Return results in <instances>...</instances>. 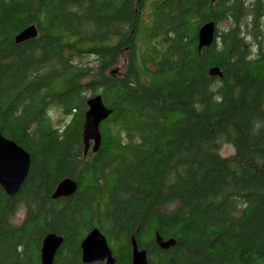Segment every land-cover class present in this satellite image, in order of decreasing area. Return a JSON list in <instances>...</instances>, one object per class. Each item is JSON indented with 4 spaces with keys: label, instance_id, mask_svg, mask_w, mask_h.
Masks as SVG:
<instances>
[{
    "label": "trees",
    "instance_id": "trees-1",
    "mask_svg": "<svg viewBox=\"0 0 264 264\" xmlns=\"http://www.w3.org/2000/svg\"><path fill=\"white\" fill-rule=\"evenodd\" d=\"M245 1L0 0V130L31 159L16 195L0 186V264H41L51 232L53 264H104L81 259L93 227L116 264H132V236L149 264H264V53L246 36L260 43L262 5L248 22ZM208 21L216 38L199 49ZM95 94L112 113L84 154ZM67 177L76 192L53 199Z\"/></svg>",
    "mask_w": 264,
    "mask_h": 264
},
{
    "label": "water",
    "instance_id": "water-1",
    "mask_svg": "<svg viewBox=\"0 0 264 264\" xmlns=\"http://www.w3.org/2000/svg\"><path fill=\"white\" fill-rule=\"evenodd\" d=\"M216 1V0H212ZM217 24L214 21L204 23L198 30V48L202 49L212 44L216 35ZM38 28L35 24L25 28L16 36L18 42L35 38ZM210 75L222 76L218 67L210 69ZM88 106L85 113L83 126V143L85 152L92 147L97 152L101 146L100 124L109 117L112 111L105 105L100 94L93 95L86 100ZM93 142V145H91ZM31 165L30 154L22 146L12 139L5 137L0 130V186L8 196L16 195L28 177ZM78 184L72 178H65L52 194L53 199L72 196L77 190ZM64 238L56 233H48L41 247L42 264H52L62 246ZM158 244L164 248L175 245V241L163 242L157 239ZM133 247L132 264H147V251L140 250L134 236L131 237ZM82 262L93 263L104 261L105 264H116L117 259L108 240L99 228H93L81 242Z\"/></svg>",
    "mask_w": 264,
    "mask_h": 264
},
{
    "label": "flooded vegetation",
    "instance_id": "flooded-vegetation-1",
    "mask_svg": "<svg viewBox=\"0 0 264 264\" xmlns=\"http://www.w3.org/2000/svg\"><path fill=\"white\" fill-rule=\"evenodd\" d=\"M256 2H259L262 7L261 10L258 14V20H259V24H260V43L257 42V40H255V34L254 32H252V29L246 32V36L248 39V43L251 49V56L253 58L255 57H259V54L264 53V0H246L245 1V7L247 9L246 11V19L248 22H252L255 18V12L251 9L252 5H254ZM91 149V148H90ZM104 263V262H101ZM105 264V263H104Z\"/></svg>",
    "mask_w": 264,
    "mask_h": 264
},
{
    "label": "rangeland",
    "instance_id": "rangeland-1",
    "mask_svg": "<svg viewBox=\"0 0 264 264\" xmlns=\"http://www.w3.org/2000/svg\"><path fill=\"white\" fill-rule=\"evenodd\" d=\"M221 24H222V27H226L227 26L226 22H222ZM88 97H90V95ZM49 115L52 118V121L54 122V125H58V120L60 118V112L58 110L50 111ZM220 151H221L222 155L229 156V155L234 154L235 148L231 144L223 143L222 146H221ZM25 214H26V209H25V207L22 206L17 211V213L14 215L15 223L18 224V223L22 222L24 217H25Z\"/></svg>",
    "mask_w": 264,
    "mask_h": 264
},
{
    "label": "bare ground",
    "instance_id": "bare-ground-1",
    "mask_svg": "<svg viewBox=\"0 0 264 264\" xmlns=\"http://www.w3.org/2000/svg\"><path fill=\"white\" fill-rule=\"evenodd\" d=\"M31 25H32V24H31ZM29 26H30V25H29ZM29 26H27V27H29ZM27 27H26V28H27ZM36 27H37V26H36ZM24 29H25V28H24ZM24 29H23V30H24ZM23 30H22V31H23ZM22 31H20L17 35H19ZM17 35H16V36H17ZM215 38H216V35H215ZM15 40H16V37H15ZM16 42H18V41L16 40ZM218 68H219V67H218ZM219 70H220V68H219ZM220 71H221V70H220ZM221 72H222V71H221ZM95 95H97V94H95ZM92 96H93V95H92ZM90 97H91V96H90ZM109 109H110V108H109ZM110 110L112 111V109H110ZM85 113H86V112H85ZM99 130H100V126H99ZM100 133H101V132H100ZM101 139H102V136H101ZM91 145H93V142H91ZM90 148H91V149H90ZM89 150H91L92 152H95V151L93 150L92 147H89L88 150H87L86 152H85V148H84V154H87V152H88ZM67 178H68V177H67ZM64 179H65V178H64ZM64 179H63V180H64ZM63 180H62V181H63ZM62 181H60L59 184H60ZM59 184H58V185H59ZM58 185H57V187H58ZM57 187H56V188H57ZM56 188H55V189H56ZM62 197H65V196H62ZM59 198H60V197H59ZM93 228H98V227H93ZM93 228H92V229H93ZM92 229H91V230H92ZM91 230H90V231H91ZM100 231H101V230H100ZM101 232H102V231H101ZM103 235H104V234H103ZM45 236H46V235H45ZM104 236H105V235H104ZM105 237H106V236H105ZM155 238H156V242H157V239H158V238H161V240H162L164 243L167 242V241H170V240H173V241H175V243H176V240H175L174 238L164 239V238H163L158 232L156 233ZM44 239H45V237H44L43 240H42L41 247H42V245H43V241H44ZM106 239H107V238H106ZM135 239H136V238H135ZM136 242H137V240H136ZM157 244H158V242H157ZM158 245H159L161 248H163V249H167V248H164L163 246H161L160 244H158ZM109 246H110V245H109ZM80 247H81V245H80ZM110 248H111V247H110ZM139 249H140V248H139ZM140 250H145V249H140ZM81 253H82V251H81ZM132 254H133V247H132ZM81 256H82V254H81ZM113 256H114V255H113ZM114 257H115V256H114ZM115 258H116V257H115ZM54 260H55V258H54ZM54 260H53V262H54ZM96 262H104V261H96ZM40 263L42 264V260H41V252H40ZM93 263H95V262H93ZM104 263H105V262H104ZM52 264H53V263H52ZM147 264H149V262H148V256H147Z\"/></svg>",
    "mask_w": 264,
    "mask_h": 264
}]
</instances>
